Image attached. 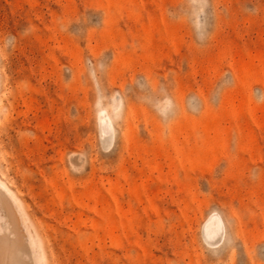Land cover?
Returning <instances> with one entry per match:
<instances>
[{"label": "rangeland", "instance_id": "374dc122", "mask_svg": "<svg viewBox=\"0 0 264 264\" xmlns=\"http://www.w3.org/2000/svg\"><path fill=\"white\" fill-rule=\"evenodd\" d=\"M0 190L30 264H264V0H0Z\"/></svg>", "mask_w": 264, "mask_h": 264}, {"label": "bare ground", "instance_id": "6f19581e", "mask_svg": "<svg viewBox=\"0 0 264 264\" xmlns=\"http://www.w3.org/2000/svg\"><path fill=\"white\" fill-rule=\"evenodd\" d=\"M0 202L8 211L10 218V225L5 226V231L2 232L0 229V264H30L26 259V255L30 253L22 238L20 219L9 196L2 190ZM223 233L222 217L219 214L212 215L204 227L206 238L211 241L221 240Z\"/></svg>", "mask_w": 264, "mask_h": 264}]
</instances>
